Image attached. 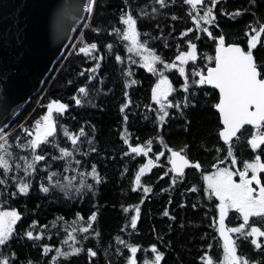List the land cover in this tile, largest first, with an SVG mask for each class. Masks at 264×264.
Returning a JSON list of instances; mask_svg holds the SVG:
<instances>
[{"label":"trees","instance_id":"16d2710c","mask_svg":"<svg viewBox=\"0 0 264 264\" xmlns=\"http://www.w3.org/2000/svg\"><path fill=\"white\" fill-rule=\"evenodd\" d=\"M202 3L203 7L200 4L192 8L184 0H164V7L156 0H95L93 12L77 30L64 57L55 63L41 92L32 97L18 118L3 130L11 137L9 150L18 157L31 159L17 146L23 140L17 141L16 137H24L21 126H30L47 110V104L57 99L67 105L63 115L54 113L58 146L66 147L70 152L77 147V151L56 160L53 157L61 156L58 148L45 146V161L37 162L39 167L29 176L24 174L23 160H19L20 168L16 167V160H10L11 170L7 178L0 169V179H7V183L0 184V210L15 208L20 214L13 225L14 236L6 246H0V258L8 256L14 264H53L54 249L59 247L70 255L58 257L55 264H125V258L130 255L127 245H135L137 264H146L153 259L151 246L155 244L164 253L160 264H205L206 257L217 262L222 259L217 224L213 225V220H217L215 197L209 198L205 194L203 181V176L213 169L212 165H219L218 159L223 163L230 159H225L228 145L222 144L218 136L221 125L214 111L218 94L205 85L198 92L192 89L197 92V106L183 109L186 95L180 87L183 78L175 70L166 71L175 89L168 100L180 103L181 109L168 108L169 115L161 123L158 117L162 113L151 100V87L158 77L141 66L139 55L129 53L125 47L128 42L113 31V28L122 31L119 16L122 11L130 10L138 18V39L147 41V47L156 55L172 62L179 51L186 50L185 40H192L198 46L194 66L205 73L214 64L206 57H214L215 44L207 34L196 32L192 16L203 15L212 6L211 0ZM212 11L216 23L203 25L201 21V24L208 27L213 36L223 35L228 43L239 42L245 50V33L264 23V0H217ZM188 28L193 31L181 36L180 33ZM197 35L199 39H196ZM90 43L97 44L91 55L79 51L80 47ZM253 54L258 63H264V40L253 49ZM117 55L121 57L120 61L116 60ZM96 57L100 59L95 61ZM186 67L189 80L194 79L193 68ZM80 87L86 89L84 94L77 91ZM74 97L81 100L79 105ZM181 110L187 113L190 124L181 117ZM59 125L77 136V146L72 145ZM252 132V128L244 127L238 138L232 141L238 165L251 162L257 155L264 162L260 148L254 150L248 144ZM161 136L168 147L174 150L184 148V153L193 162L198 161L201 168L188 167L183 175L176 176L170 171L165 153L136 184V172L147 156L129 152L124 138L132 146L151 140L148 157L154 158L155 153L165 149ZM75 160H80L81 164L76 165ZM65 161L69 162L67 168ZM93 165L99 183L90 174ZM49 173L53 183L58 181L67 185V196L65 189L59 186L51 187L47 194L40 191L41 185H49ZM81 173L85 175L81 176ZM21 177L30 183L29 192L12 195L16 191L15 185L21 183ZM145 188L151 191L145 193ZM93 212H97V217L88 233L79 232V228L88 227V217ZM165 212L168 215H164ZM132 215L138 217L135 227L131 225ZM238 217V213L229 211L227 227L243 223ZM32 221H36L34 226ZM251 224L264 230L262 218L250 217L246 230ZM26 231L42 235L39 240H29L24 236ZM69 233L75 237V242L69 238ZM232 237L237 245V255L254 264H264V245L256 248L250 237L247 240L241 235ZM43 245L49 246L48 253L43 251ZM72 248L81 251L71 254ZM89 249L96 255L89 256Z\"/></svg>","mask_w":264,"mask_h":264},{"label":"snow or ice","instance_id":"6c2138e0","mask_svg":"<svg viewBox=\"0 0 264 264\" xmlns=\"http://www.w3.org/2000/svg\"><path fill=\"white\" fill-rule=\"evenodd\" d=\"M217 0H211V5L215 6ZM161 7H164V0H156ZM187 5L201 4L202 0H184ZM95 0H88L85 4V10L91 14L94 10ZM212 6H209L203 15L197 13L196 16H192L196 25L197 33H204L211 37L215 44L214 57H206L209 60L214 61V67H208L206 74L195 68L194 63L197 60L198 46L192 40H185L186 50L179 51L175 55L172 62H167L160 55H156L155 52L147 47V41H141L138 39L140 35L137 28L138 18L134 17L130 10L122 11L119 16V21L122 24V31L119 28H113V31L123 41L128 43L125 45L129 53H135L139 55L141 60V66L149 73L157 76V80L151 87V100L160 105L162 112L159 115L158 120L162 123L165 116L169 113L165 110V105L169 108L181 109L180 103H172L168 100L169 94L174 92L175 89L169 80V76L165 74L166 71L176 69L179 76L183 78V83L180 85L183 92L186 94L183 100V109H192L197 106V92L201 86L209 85L219 92L218 102L214 104V107L219 112V119L223 127L219 128V139L228 145L227 156L225 159L231 158V164L235 166L238 161L233 153L232 141L233 138H238V132H240L245 125H251L253 132L250 138H248V144L252 149L260 148L261 154L264 155V148H261V144H264V63H258L256 57L253 54V49L257 48V44L264 40V23H259L257 28H249L245 33L247 37V50L242 48L239 42L228 43L225 36H213L208 27L203 25L215 24V14L212 11ZM191 14V13H190ZM143 15V13H142ZM203 21V25L201 24ZM193 29L188 28L181 32V36H185L186 32H192ZM199 39V35L196 36ZM107 47L111 48V45ZM97 49L96 43L86 44L79 48L81 53L91 55L93 51ZM117 61L121 60V57L117 55ZM100 57H96L95 61H98ZM129 59L132 60L131 57ZM163 67H158V63ZM178 62V63H177ZM193 62V64H189ZM193 68L192 76L194 79L189 80L187 74V67ZM92 71V70H90ZM128 73H126L127 75ZM91 79V76H89ZM135 83V81H133ZM196 89L197 92L192 91ZM80 94H84L86 89L80 87L77 90ZM76 104H80L81 100L74 97ZM67 105L60 100L53 99L47 106L43 115L37 118L30 126H21L20 130L25 133L24 137L17 136V141L23 140L17 146L24 149L31 159L25 157H18L15 152L10 151L11 145L9 140L11 137L7 131H3L0 134V169H3V176L8 177L11 170L10 160H16V167L20 168L21 164L19 160H23V171L25 176L32 175L34 170L39 167L37 162H44L45 146L51 145L54 148H58L61 153L60 157H53V159L59 160L64 157L72 155L77 151V147H74L70 152L66 147H59L57 141V121L54 118V113L57 115H63ZM123 110V109H122ZM181 117L185 118V122L190 124V119L187 118V113L183 110L180 112ZM127 119V117H125ZM61 131L64 132L68 140L71 141L73 146H77V136L70 133L63 125H59ZM83 130H81V133ZM15 133L13 132V135ZM51 138V139H50ZM161 144L166 149L168 155V163L171 165L170 171L180 175L184 174L186 167H194L200 169L199 162H193L185 153L184 148L180 150H174L164 142L162 136L160 137ZM125 145H128V151L137 155L143 154L148 156L151 151V140L145 141L143 145L137 143L135 146L129 144V140L124 138ZM187 145H185V148ZM219 151V149H217ZM91 151H96L91 149ZM127 155V153H125ZM165 155V152L155 153L156 160ZM68 161H65V167L67 168ZM76 165L81 164L80 160H75ZM218 164H222L223 161L217 160ZM154 164L152 159H148L146 163L142 164L139 171L136 172L135 183H140L141 174L150 169ZM47 166V165H46ZM212 168L216 169L211 174H205L203 176L205 194L209 197H215V209L218 210V227L217 232L222 239L223 244V258L220 261H213L211 258L207 260V264H254L246 258L237 255V245L234 243L229 233H239L244 239L251 237V244L256 248H260L256 237H264V230L255 224H251L250 231L246 230V226L250 225V217H259L264 219V175H258L264 173V162H261V156H255L251 162L245 161L243 163V169L238 172L232 171L226 167L217 168V164H213ZM250 172V174H249ZM92 177L99 183V176L97 174L96 166H92ZM85 175L84 173L80 174ZM238 175L239 180H234L233 177ZM176 177H174L175 180ZM13 180L16 177H12ZM67 179V178H66ZM71 179H75L72 177ZM21 183L15 185L16 191L12 195L27 194L30 189V183L25 181L23 177L20 178ZM7 183V179H0V184ZM59 186L65 189L64 194L67 196V185L59 184V182H52V174L49 173V185H41L40 191L43 193H49L51 187ZM150 188H145L144 192H150ZM234 209L239 214L238 218H242L243 223H239L235 227H227L225 224V217L228 216L229 210ZM128 211L127 208L124 209ZM164 215H168L167 212ZM79 216V214H77ZM97 217V212H93L88 217V227H81L79 232L88 233L89 228L92 227V221ZM20 214L15 208L10 210L0 211V246H6L10 242L11 238L15 234L13 225L19 220ZM137 215L131 216V225L133 227L137 224ZM36 221H32L34 226ZM217 224V220H213V225ZM76 231V229H73ZM98 234V233H97ZM41 233L33 234L32 231L24 232L29 240H39ZM69 238L75 242V237L69 233ZM85 238H87L85 236ZM117 240L120 238L117 237ZM124 243L123 241H120ZM66 243V241H65ZM129 252L132 255H128L125 258V264H137V246L127 245ZM43 251L49 252V246L43 245ZM56 255L52 256L51 260L53 264L57 261L58 257L67 258L70 253L62 252L59 247L54 249ZM81 251L80 248H72L71 254H78ZM151 251L154 254L151 261L146 264H160L164 253L159 251L155 244L151 246ZM15 256V253L12 254ZM89 256H95L96 252L91 249L88 250ZM0 264H14V260H10L8 256L0 258ZM31 264V262H29Z\"/></svg>","mask_w":264,"mask_h":264},{"label":"water","instance_id":"95a60500","mask_svg":"<svg viewBox=\"0 0 264 264\" xmlns=\"http://www.w3.org/2000/svg\"><path fill=\"white\" fill-rule=\"evenodd\" d=\"M87 2L88 0H0V132L7 130L29 100L41 92L55 63L64 57L77 30L87 20ZM214 66L213 64L212 67ZM206 72L207 69L205 74ZM205 86L216 91L219 99L217 89ZM214 111L219 116L215 107ZM220 125L223 127L221 122ZM244 127L252 128L251 125ZM221 142L224 144L222 140ZM218 218L219 214L217 227ZM226 219L227 216L225 224ZM229 236L232 237L231 233ZM219 239L223 244L222 239Z\"/></svg>","mask_w":264,"mask_h":264},{"label":"rangeland","instance_id":"374dc122","mask_svg":"<svg viewBox=\"0 0 264 264\" xmlns=\"http://www.w3.org/2000/svg\"><path fill=\"white\" fill-rule=\"evenodd\" d=\"M204 0H202V2H203ZM200 4H197V5H190L192 8H196L197 6H199ZM197 13V12H196ZM89 14V13H88ZM197 14H194V16H196ZM202 16V15H201ZM194 24H195V22H194ZM158 63V62H157ZM178 63V62H177ZM190 63V62H189ZM158 67H160V68H162L163 67V65L162 64H159L158 63ZM172 70H175V71H177L176 69H172ZM178 72V71H177ZM171 95V93L169 94V96ZM169 98V97H168ZM156 106H157V108L159 109V111L161 112V110H160V105H158V104H156L154 101H152ZM169 107H167V104L165 105V110L167 111V109H168ZM162 113V112H161ZM164 152L166 153V151H165V149H164ZM150 153V152H149ZM163 156V155H162ZM161 156V157H162ZM160 157V158H161ZM159 158V159H160ZM148 159H152L153 161H154V164H153V166L150 168V169H148V170H146L144 173H142L141 175H143V174H145V173H148L155 165H156V163H157V160H156V157H154V158H149L148 156H147V158H146V161H145V163L147 162V160ZM220 167H226V168H229L230 170H232V171H236V172H238L239 170H242L243 169V165H238V164H236L235 166H233L232 164H231V158L228 160V162L227 163H223L222 165L221 164H219V165H217V168H220ZM214 171H216V169H212L208 174H211V173H213ZM249 174H250V172H249ZM233 179L234 180H239V177H238V175H236V176H234L233 177ZM1 211V210H0ZM229 211H235L234 209H230ZM216 214L218 215L219 213H218V210H216ZM249 231H250V229H249ZM232 235H240L239 233H231ZM251 238V237H250ZM256 239H257V241H258V243L260 244V245H264V237H256ZM222 249H223V247H222ZM130 255H132L131 253H130ZM135 257H136V254H135ZM222 258H223V255H222ZM209 258L208 257H206L203 261H204V263L205 264H207V260H208Z\"/></svg>","mask_w":264,"mask_h":264}]
</instances>
